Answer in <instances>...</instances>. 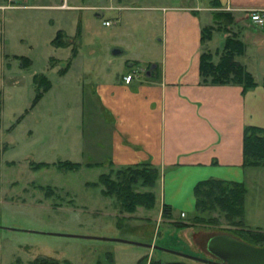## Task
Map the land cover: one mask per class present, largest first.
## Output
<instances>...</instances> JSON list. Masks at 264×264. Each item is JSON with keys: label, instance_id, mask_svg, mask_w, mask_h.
Listing matches in <instances>:
<instances>
[{"label": "rangeland", "instance_id": "1", "mask_svg": "<svg viewBox=\"0 0 264 264\" xmlns=\"http://www.w3.org/2000/svg\"><path fill=\"white\" fill-rule=\"evenodd\" d=\"M108 2L0 0L2 264H24L40 254L65 259V264H138L140 257L147 254L146 264L151 258L210 264L179 252L217 259L207 249L212 235L231 233L242 238V230L248 228L264 231L245 218L236 224L220 208L204 213L213 221L176 225L161 213L162 173L154 188L156 203L152 208L138 207L135 212H128L121 208L115 194L103 192L106 186L101 176L109 175L118 164L112 166L109 157L95 161L81 155L78 142L81 133L87 135L94 130L89 123L95 122L98 108L86 104L87 100L95 104L92 88L102 49L108 41L118 38L116 22L104 23L107 18L113 19L116 11L94 6ZM75 4L85 6L67 7ZM220 10L226 9L215 11ZM140 11L143 10H137ZM215 11L210 23L213 38L206 41L214 58L223 50V35L240 30L228 17L215 16ZM60 28L68 45L51 42ZM72 49H76L75 55ZM68 59L66 70L60 72ZM35 74L45 75L50 82L39 97L35 96ZM103 116L109 124L108 115ZM60 161H77L81 165ZM86 162L101 164L89 167L84 165ZM193 212H176L174 219L190 220Z\"/></svg>", "mask_w": 264, "mask_h": 264}, {"label": "crops", "instance_id": "2", "mask_svg": "<svg viewBox=\"0 0 264 264\" xmlns=\"http://www.w3.org/2000/svg\"><path fill=\"white\" fill-rule=\"evenodd\" d=\"M94 6L116 11L111 18L118 38L102 49L95 104H86L98 111L89 123L93 132L79 136L81 155L116 164L151 161L162 172V203L179 213L195 211L194 188L202 179L244 181V218L264 228V166L243 164L246 126L264 129V25L250 16L264 0H109ZM219 9L233 13L240 26L246 50L239 59L254 74L252 87L201 80V52L208 46L202 27ZM136 67L142 73L126 82L124 75Z\"/></svg>", "mask_w": 264, "mask_h": 264}, {"label": "trees", "instance_id": "3", "mask_svg": "<svg viewBox=\"0 0 264 264\" xmlns=\"http://www.w3.org/2000/svg\"><path fill=\"white\" fill-rule=\"evenodd\" d=\"M223 15L234 22L230 11H215V16ZM219 17V16H218ZM214 28L210 24L202 27V43L213 36ZM79 34V31L77 32ZM53 45H68L64 39V31L60 28L51 39ZM246 43L237 32L227 35L223 50L219 59H214L212 50L204 46L200 57V75L203 83L221 84L234 83L242 84L244 88H249L257 84L254 74L247 68L238 57L244 54ZM76 49H72L75 55ZM71 55V56H72ZM65 67L60 72L66 70L70 63L68 59ZM33 83L36 88V97H39L50 86V82L43 74H35ZM243 164L249 166H264V129L259 125H248L244 130L243 138ZM66 162L70 166L78 167L81 163L77 161ZM101 162H86L85 166L99 165ZM110 164L115 165L113 161ZM160 168L151 161H140L130 164H118L113 167L110 174H103L101 181L106 189L103 192L115 194L119 200L121 208L128 212H135L138 207L152 208L156 203L155 187L161 176ZM141 186H148V189H141ZM196 196V209L190 220H176L175 208L169 203H163L161 213L164 218L178 226H191L197 222L213 221L214 218L207 217L204 213L208 210L220 208L225 212V216L236 224L243 223L245 214V196L247 186L244 181L231 180L218 177H209L197 182L194 188ZM238 217V219H236ZM235 223V222H234ZM242 239L255 244L264 245V231L260 229L242 230ZM148 254L140 257L138 264H146ZM67 260L40 254L28 260L24 264H65ZM149 264H187L185 261H162L151 258Z\"/></svg>", "mask_w": 264, "mask_h": 264}, {"label": "water", "instance_id": "4", "mask_svg": "<svg viewBox=\"0 0 264 264\" xmlns=\"http://www.w3.org/2000/svg\"><path fill=\"white\" fill-rule=\"evenodd\" d=\"M100 238L111 239L110 237L106 236H100ZM113 239L136 244H145L143 242L122 238ZM149 245L157 247L151 243H149ZM162 248L166 250H172L168 247ZM207 249L209 252L215 255L217 259L202 258L184 252L179 253L210 264H264V245L252 244L242 238L234 236L231 233H218L212 235L207 241Z\"/></svg>", "mask_w": 264, "mask_h": 264}, {"label": "built area", "instance_id": "5", "mask_svg": "<svg viewBox=\"0 0 264 264\" xmlns=\"http://www.w3.org/2000/svg\"><path fill=\"white\" fill-rule=\"evenodd\" d=\"M251 18L254 21L264 24V8L255 9L254 11H252ZM112 22H114V20L110 18L104 20L105 24H111ZM141 73L142 69L140 67H136L130 73L124 75V79L126 82H130L133 79L134 75H140ZM182 215H185L184 211H182Z\"/></svg>", "mask_w": 264, "mask_h": 264}]
</instances>
